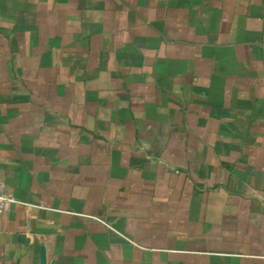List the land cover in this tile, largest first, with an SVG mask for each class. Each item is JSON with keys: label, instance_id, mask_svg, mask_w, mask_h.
Returning a JSON list of instances; mask_svg holds the SVG:
<instances>
[{"label": "crops", "instance_id": "obj_1", "mask_svg": "<svg viewBox=\"0 0 264 264\" xmlns=\"http://www.w3.org/2000/svg\"><path fill=\"white\" fill-rule=\"evenodd\" d=\"M0 264H264V0H0Z\"/></svg>", "mask_w": 264, "mask_h": 264}, {"label": "built area", "instance_id": "obj_2", "mask_svg": "<svg viewBox=\"0 0 264 264\" xmlns=\"http://www.w3.org/2000/svg\"><path fill=\"white\" fill-rule=\"evenodd\" d=\"M14 203H16V200L12 197V195L7 193L4 185L0 183V215L7 211L9 206Z\"/></svg>", "mask_w": 264, "mask_h": 264}, {"label": "water", "instance_id": "obj_3", "mask_svg": "<svg viewBox=\"0 0 264 264\" xmlns=\"http://www.w3.org/2000/svg\"><path fill=\"white\" fill-rule=\"evenodd\" d=\"M40 260H41V263L43 264V263H44V260H45V258H44V255H43V254H41V258H40Z\"/></svg>", "mask_w": 264, "mask_h": 264}]
</instances>
